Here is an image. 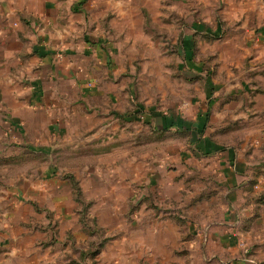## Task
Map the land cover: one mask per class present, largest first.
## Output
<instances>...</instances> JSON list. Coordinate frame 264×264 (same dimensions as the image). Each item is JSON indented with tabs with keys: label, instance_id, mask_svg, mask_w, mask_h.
<instances>
[{
	"label": "rangeland",
	"instance_id": "rangeland-1",
	"mask_svg": "<svg viewBox=\"0 0 264 264\" xmlns=\"http://www.w3.org/2000/svg\"><path fill=\"white\" fill-rule=\"evenodd\" d=\"M144 10V23L135 21L123 45L128 57L118 60L123 101L113 109L117 122L109 124L104 140L105 147L119 149L115 155L106 154L111 161H130L125 176L133 185L122 188V195L112 188V194L127 195L129 201L117 204L122 215L112 218L109 205L98 202L109 191L98 189L95 203L85 196V191L94 190L82 186L86 173L58 174L69 185L75 204L69 206L72 214L57 218V210L33 204L50 223L45 226L38 218L23 223L32 226V239L40 242L43 252H28L21 264H190L193 225L203 221L201 206L212 196L218 203L223 198L218 188L205 187V178L199 175L174 176L169 165L156 170L158 157H180L191 148L193 137L188 129L160 128L154 115L185 112L192 117L197 109L191 107L208 93L207 99L220 103L216 124L209 112V127H215L212 135L246 149L254 147L248 136L258 138L264 132V107L254 106L264 102V0H145ZM138 105L144 109L141 122L134 114ZM130 117L133 120L127 121ZM255 117L259 121L253 123ZM124 126L128 141L120 138ZM13 130L5 128L0 135V236L3 219L11 211L5 202L24 187L25 177L45 174L41 167L49 154L20 143ZM125 144L128 149L123 152ZM102 165L99 178L108 183L111 177H120L119 162L111 175L107 166L102 173ZM173 179L184 186L169 188ZM216 200L213 206L218 207ZM7 254L18 255L3 253L0 247V261Z\"/></svg>",
	"mask_w": 264,
	"mask_h": 264
},
{
	"label": "crops",
	"instance_id": "crops-1",
	"mask_svg": "<svg viewBox=\"0 0 264 264\" xmlns=\"http://www.w3.org/2000/svg\"><path fill=\"white\" fill-rule=\"evenodd\" d=\"M144 3L145 0H0V135L5 128L13 130L12 126L19 130H13V136L20 143L49 153L48 162L41 167L45 174L25 177L24 187L5 202L11 211L3 219L0 247L3 253L18 255L7 254L0 264H21L28 252H43L40 242L32 239V226L23 224L37 218L45 226L50 223L37 212L35 204L57 210V218L72 214L69 206L75 204L69 185L57 178L62 172L79 177L86 173L85 178L81 177L82 186L84 190H94L85 191V196L96 203L98 189L109 191L98 202L109 205L112 218L122 215L117 204L129 200L127 195L112 194V188L120 189L118 195H122V188L133 185L125 176L130 161H111L106 154L115 155L119 149L105 147L104 140L109 124L117 122L113 109H119L123 101L118 60L128 57L123 45L128 43L135 21H145ZM107 34L113 41H107ZM207 97L208 93L202 95L191 107L197 109L192 117L188 118L184 110V114L154 115L160 128L167 129L172 124V128L190 130L193 137L191 148L180 157H158L160 165H155L156 170L169 165L174 176L199 175L205 178V187L218 188L222 195V203L212 196L201 206L203 221L193 225L190 264H264V132L258 138L247 137L252 148L224 143L212 135L215 127L208 124L211 110L213 123H217L214 114L220 103ZM259 102L254 106L264 107V102ZM140 106L134 114L141 122L144 109ZM258 118L252 122H258ZM126 128L120 138L128 141ZM123 148V152L128 149L126 144ZM117 162L120 177H111L108 183L99 178L101 164L102 173L107 166L111 175ZM183 186L175 179L168 185L173 190ZM215 200L220 206H213ZM25 208L29 212H24Z\"/></svg>",
	"mask_w": 264,
	"mask_h": 264
},
{
	"label": "built area",
	"instance_id": "built-area-1",
	"mask_svg": "<svg viewBox=\"0 0 264 264\" xmlns=\"http://www.w3.org/2000/svg\"><path fill=\"white\" fill-rule=\"evenodd\" d=\"M242 244L245 247L246 251H249L247 244L246 243H242Z\"/></svg>",
	"mask_w": 264,
	"mask_h": 264
},
{
	"label": "trees",
	"instance_id": "trees-1",
	"mask_svg": "<svg viewBox=\"0 0 264 264\" xmlns=\"http://www.w3.org/2000/svg\"><path fill=\"white\" fill-rule=\"evenodd\" d=\"M172 126H173L172 124H171V125H169V126L167 127V129H166V130H168L169 128H172Z\"/></svg>",
	"mask_w": 264,
	"mask_h": 264
}]
</instances>
